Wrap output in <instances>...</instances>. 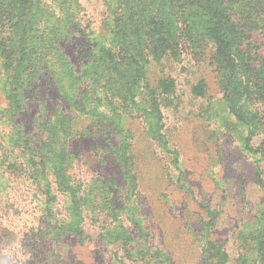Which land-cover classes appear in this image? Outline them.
Segmentation results:
<instances>
[{
	"label": "trees",
	"instance_id": "trees-1",
	"mask_svg": "<svg viewBox=\"0 0 264 264\" xmlns=\"http://www.w3.org/2000/svg\"><path fill=\"white\" fill-rule=\"evenodd\" d=\"M103 1L108 14L98 19L96 31L90 23H80L79 0H0V96L5 100L0 108L4 183L0 185V236L5 231L14 237L4 255L12 253L19 262L17 257L25 250L29 256L47 259L57 249L60 264H110L104 245L119 243L116 247L121 248L126 236L131 240L144 236L157 241L153 252L160 253V261L187 264L176 260L162 226V232L152 226L155 215L141 212L136 201L144 195L138 192L139 183L150 178L142 165L158 167L156 156L164 157L156 172V188L151 197H143L149 204L154 199L170 220L182 224L164 199L169 190L175 191L172 186L180 176L183 183L189 186V182L182 176L183 169L180 176L171 177V168H176L172 165L179 164V151L169 148L167 141L158 145L149 115L157 114L155 123L163 119L164 102L171 104L184 82L189 81L192 98L201 101L211 73L229 114L246 127L240 137L242 149L264 161V54L259 50L264 45V0ZM66 41L75 47L77 66L68 57ZM178 67L198 74L194 78L174 75ZM137 82L141 96L135 99L132 84ZM115 105L131 107L127 123H140L141 134L161 150L148 148L144 160L140 159L134 148L136 130L115 122ZM133 108L138 113L133 114ZM223 126L228 132L232 129ZM110 132L121 137L120 142L106 146L95 141ZM195 134L191 141L199 147L198 158L201 152L207 159L221 157V142L214 155L207 154L202 148L206 143ZM211 134L207 131V136ZM122 146L125 168L115 156ZM82 158H96L103 163L97 168L102 171L80 180L76 170ZM205 171L202 166L199 175L206 181ZM261 174L256 172L252 181L264 186ZM237 179L244 181L242 175ZM126 184L129 201L114 205L113 192ZM64 198L66 203L60 205ZM85 201H94L93 208L100 212L87 218ZM260 203L257 228L248 242L253 257L239 250L238 264H264V195ZM106 205L108 212H104ZM104 214L111 221L101 224L106 222L100 218ZM92 224L98 227L94 234ZM186 244L193 242L187 239ZM207 245L200 249L201 264H227L229 253L221 240L211 238ZM50 247L54 248L49 251ZM2 249L0 243V256Z\"/></svg>",
	"mask_w": 264,
	"mask_h": 264
},
{
	"label": "rangeland",
	"instance_id": "rangeland-1",
	"mask_svg": "<svg viewBox=\"0 0 264 264\" xmlns=\"http://www.w3.org/2000/svg\"><path fill=\"white\" fill-rule=\"evenodd\" d=\"M79 2L81 5L79 11L80 23L86 24V22H88L93 29L97 31V29L100 28V26H98V24H100L98 19L102 16L105 18L108 14L104 1L79 0ZM259 43L261 44V40ZM68 44V41L64 44V46L67 45L65 48L68 57L74 66H77L78 57L74 51L75 47H73V44L71 46H68ZM259 50L264 54V45H261ZM188 57L189 56L186 54L185 58L187 59ZM56 62H58L57 58ZM149 70L153 72L151 67ZM59 71L60 70L57 72ZM174 71V75L176 74L180 77L186 75L189 76V78H194V76L198 74H192L191 70L188 68L178 67ZM182 80L184 81L183 78ZM188 82H184L181 89L178 88L180 89L179 95L173 97L171 104L164 102L162 106L163 119H159L158 123H155L154 119H158L157 114L154 113L153 115H149L152 121L151 126L157 132L158 145L162 146L166 144L167 141L169 148L179 151V164H176V166L172 165V167L176 168H171V177L173 179L177 178V176H180V170L182 171L183 169L185 172L182 176L189 182V186L186 185L181 181L180 176V180L178 179L172 186V188H175V191L169 190V196L164 199V202H168L173 208V214L179 215V218L182 219V224L178 225L176 222L170 220L171 218L164 213L159 203L155 202L154 199L151 201L149 200V204V202L146 201V197H143L145 194L151 197L150 191L156 188V184H158L156 172L157 169H160L164 164V157L160 158V156H156V164H158V167L155 164L150 167L146 164L142 165L143 169L150 174V178L145 181L141 180V183H139L138 192L140 195H144H141L136 201L138 202L141 212L152 215L153 217L155 215L154 218L156 220L152 226L155 228L157 227L160 232L164 230V234L168 242L170 241L169 245L171 250L174 251L176 260L187 262V264H201V262H203L200 257L201 247H210L207 245L208 240L217 237V239L221 240L229 253V259H225L226 263L238 264L235 259L239 250H242L243 253L248 252L250 247L248 242L257 228L254 224L257 222V215L260 213L258 210L260 209V202L264 195V190L262 192L264 186L262 183L257 184L252 180L253 175L258 171H262L261 176L264 177V161L258 154L254 155L242 149L240 137L246 133V127L236 122L233 115L229 114L228 108L221 100L222 95L218 89L214 75H211V73L207 75V95L201 101L192 98ZM132 85L135 89L133 91V98L137 99L141 96L140 82L133 83ZM112 91H115V89L109 90L108 92L110 93ZM119 92L123 91L120 90ZM99 95L104 96L102 93ZM123 98V95L119 96L120 100ZM128 102L129 101L125 103ZM4 106L5 100L0 96V108ZM100 109L104 108L101 107ZM114 113L115 122H119L123 129L126 128V126H130V128L136 130L137 138L134 148L140 159L144 160L142 156H144L146 150L152 147L160 149V147L153 142L151 145L144 134H141L142 128H140V123L134 122L131 125L127 123V117L131 113V107L127 105H124V107L115 105ZM132 113H138L137 109L133 108ZM140 119L142 118H137L136 121H140ZM161 121H163V125ZM225 123L227 126L232 127L230 132L224 128L223 125ZM207 131L212 132V134L207 136ZM110 133L111 134L103 136L95 141H102L106 146L107 144L120 142L121 137L115 136V132ZM194 134L196 137L198 136V138H200L199 142L206 143L202 145V148L207 150V154L213 152L212 154L214 155V148L221 142L223 144L221 146L223 150L221 157L219 156L220 158L217 160H214V158L207 159L206 155L201 152L200 158H198L199 154L197 151H199V147L193 146L191 141ZM112 135H114L115 138H113ZM123 135L127 137L125 132ZM104 138L105 141H103ZM75 139L76 136L72 138V140ZM125 153L126 148H123V146L115 151L116 160L121 168H125L126 166L124 159ZM94 160H96V158ZM94 160L87 161L82 158L79 161V170H76V173L78 172L79 175L76 176L80 180H83V178L92 174V172H94L93 175L96 176L102 171L101 169L100 172H98L97 168L100 166L102 167L103 163ZM155 166L156 169H154ZM202 166L206 168V171L203 173L208 183L200 178L199 170ZM241 175L244 181L237 179V176ZM0 185H4L1 177ZM211 186H213L215 190L212 189L213 187ZM129 188V185L126 184L113 192L115 196L113 201L114 205L120 206L123 204L124 206L126 202L129 201ZM161 188L162 185L159 189ZM107 198L110 199L109 197ZM36 202H39V200ZM93 202L94 201H85V203L82 204L83 209H85L83 212L88 214L87 218L90 217L91 212H100V210L93 208ZM64 203H66L65 198L61 200L60 205ZM107 204L109 205L110 203L107 202ZM107 207L106 205L104 212H108L106 209ZM123 213L124 212H122V214ZM122 214L120 217H122ZM100 218L106 220V222L102 221L101 224L111 221V218L105 214L104 216L101 215ZM113 223L114 222H112V224ZM123 223L126 224L129 229L131 228L128 221H124ZM93 224L92 226L95 228L90 229L93 230L91 232L94 234L98 232V227L97 224ZM126 237L127 238H124L126 242L121 248L116 247L119 243L116 245L114 244V246L104 245L108 249L106 255L107 260L109 258L110 264H146L144 261L146 259L148 264H169L167 261H160L162 259L160 253L158 255L157 251L153 252L158 248L156 245L157 241H150L149 238L146 240L144 236L137 240H131L128 236ZM13 238L12 234H7L5 231L2 232L0 243L3 248V255L0 256V264H60L54 252L57 249L49 252L47 259L43 258L40 254H37V257L29 256V253L26 254L25 250H21L19 254L22 253V255L17 257L20 261L13 260L12 258H14V255H12V253L11 257L4 255V252H6ZM187 239L193 242V248L192 245L188 246L186 244ZM50 245H54V243L51 242ZM54 247H50L49 251ZM248 253H245L247 258L253 257L250 251ZM28 258L33 262L29 263L27 261Z\"/></svg>",
	"mask_w": 264,
	"mask_h": 264
}]
</instances>
